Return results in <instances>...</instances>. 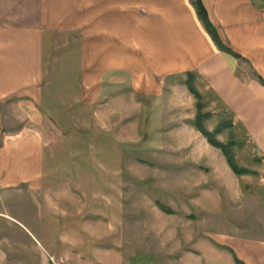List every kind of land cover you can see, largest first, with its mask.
Returning <instances> with one entry per match:
<instances>
[{"label": "crops", "instance_id": "0c3cea01", "mask_svg": "<svg viewBox=\"0 0 264 264\" xmlns=\"http://www.w3.org/2000/svg\"><path fill=\"white\" fill-rule=\"evenodd\" d=\"M201 2L241 59L193 0H0V192L23 189L44 264L119 229L131 109L177 75L202 79L264 161V0ZM226 244V264H264L263 239Z\"/></svg>", "mask_w": 264, "mask_h": 264}, {"label": "rangeland", "instance_id": "374dc122", "mask_svg": "<svg viewBox=\"0 0 264 264\" xmlns=\"http://www.w3.org/2000/svg\"><path fill=\"white\" fill-rule=\"evenodd\" d=\"M243 67L241 73L249 70ZM185 79L175 76L160 96H138V110L131 109L139 117L129 119L130 141L123 146L119 229L111 237L97 231L101 237L85 239L79 250H61L51 264H226L224 244L264 240L262 155L232 116L237 139L244 141L233 149L235 160L250 170L235 174L193 126L197 98ZM192 82L202 112L211 114L204 120L211 131L228 109L202 79ZM228 131L217 139L226 142ZM24 207L23 189L0 192V264H44L45 248L25 230Z\"/></svg>", "mask_w": 264, "mask_h": 264}, {"label": "trees", "instance_id": "16d2710c", "mask_svg": "<svg viewBox=\"0 0 264 264\" xmlns=\"http://www.w3.org/2000/svg\"><path fill=\"white\" fill-rule=\"evenodd\" d=\"M193 4L194 7L196 9V12L200 18V20L202 21L205 29L207 30V32L210 34V36L212 37L213 41L216 43V45L218 46V48L223 51L226 52L236 58L241 59L242 57L234 52L226 43H224L221 38L219 37L216 28L213 26V24L211 23L207 11L204 8L201 0H193ZM194 73L192 72H187L186 74V79H185V84L188 88V90L195 95V97L197 98V102H196V114L195 117L192 121L193 126L195 127V129L197 131H199L207 140V142L209 144H211L212 146L218 148L223 156L225 157L226 163L229 166V168L237 175L243 174V173H248L250 172V170L244 168V167H240L235 160V155H234V147L239 146L240 144H242L244 141L243 140H238L237 136L233 130V119H232V112L230 110H227L224 112V115H227L228 117H224L222 115V117L220 118L219 122L217 123V125L214 127L213 130L209 131L208 129H206V127L204 126V120H206L208 117H210V113L208 112H202V103L200 102V94L195 90L194 86H193V78H194ZM254 77L261 83L264 85V80L262 77H260L259 75L254 73ZM223 129H229L228 131V138L226 140V142H222L220 140L217 139L216 135L221 133L223 131ZM246 136L249 138V136L247 135V133L245 132ZM250 139V138H249ZM253 145L256 147V145L253 143ZM258 161H262V158L260 157L259 159H257ZM159 207L168 213H172V210L168 207H165L161 204H159ZM234 260L236 264H244L240 259H238L235 255H234Z\"/></svg>", "mask_w": 264, "mask_h": 264}]
</instances>
